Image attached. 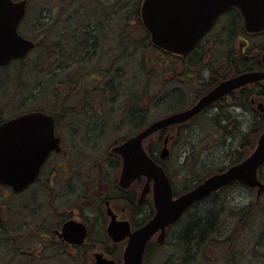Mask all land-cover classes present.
I'll list each match as a JSON object with an SVG mask.
<instances>
[{
	"label": "flooded vegetation",
	"instance_id": "af4514ba",
	"mask_svg": "<svg viewBox=\"0 0 264 264\" xmlns=\"http://www.w3.org/2000/svg\"><path fill=\"white\" fill-rule=\"evenodd\" d=\"M58 6L59 4H54L48 11L51 30L60 19L65 24L63 28H70L69 24L76 21V14L67 9L63 13V9H57ZM91 10L95 14L94 22H100L97 17L102 14L97 8ZM137 12L139 14V9ZM111 13L109 15L105 12L104 16L113 17L114 12ZM26 14L27 11L23 20ZM47 21L48 17L39 18L33 25L35 32L41 31L40 27L47 25ZM83 21L86 24L85 18ZM216 30L218 32L215 34ZM244 32L240 13L236 8H229L216 17L209 31L186 56H171L158 51L148 40V45L159 54L161 72L155 80L158 83L157 90L153 95L151 90L146 93L142 108L136 109L132 104L127 107V111L121 106L110 109L100 101L96 102L94 96L92 103L86 104L84 92L88 93V89L79 91L66 85L61 91L59 81L56 89L59 92L58 99H51L52 104L22 111L20 114L41 112L53 119L52 122L23 123L31 126L25 127L29 129L24 130L22 135L34 141L44 140L51 133L50 144L47 146V156L32 183L20 191L0 184V264H39L44 257L47 264H122V254L129 235L152 220L156 207L153 182L149 183L148 191L143 193L147 184L145 176L135 178L127 187L120 185L123 159L113 149L151 123L191 108L218 83L246 72H264V45L251 44L252 40H262L263 36L246 35ZM64 43L50 41L52 53L58 54L57 46ZM257 48L260 51L256 53L254 50ZM218 53H221V62L216 65L214 61ZM52 59L55 65L53 70H59L62 64H56L57 58ZM57 73H52V76H61ZM62 76L67 78V74ZM147 80L151 82L150 77ZM100 81L102 80H98V86L102 85ZM63 85L64 81L62 87ZM263 86L264 81L242 86L223 96L188 122L164 127L143 141V150L147 156L168 177L174 199L194 189L206 178L199 181L197 171L193 170V173L192 168H188L186 177L192 175L198 180V184H186L184 187L175 184L168 158L172 145H183L182 130L209 110L217 109L219 114L221 103L225 100L224 107L234 111V117L238 108L243 112L245 109L251 113L257 111L260 98L264 97ZM97 90L101 93L99 88ZM97 90L91 94H97ZM106 92L108 96H112L110 92ZM238 92L240 95H236ZM170 98H175L174 102L178 103L176 107L173 106L175 103H167ZM187 102L188 105L185 106ZM156 106L159 113L152 118L151 109ZM5 121H0V124ZM49 126L51 131L47 129ZM164 148L168 155L162 158ZM186 163L187 158L183 165ZM177 179L187 180L185 177ZM215 195L212 193L195 202L180 219L168 226L162 245L156 241L159 232L155 233L146 245L143 264L150 249L162 247L171 234H180L187 224H182V221L189 218L187 215ZM40 211L41 214L44 212L43 216H40Z\"/></svg>",
	"mask_w": 264,
	"mask_h": 264
},
{
	"label": "water",
	"instance_id": "95a60500",
	"mask_svg": "<svg viewBox=\"0 0 264 264\" xmlns=\"http://www.w3.org/2000/svg\"><path fill=\"white\" fill-rule=\"evenodd\" d=\"M236 7L249 33L264 32V0H143L140 9L142 23L156 47L176 55H185L196 45L200 37L211 27L213 20L224 10ZM26 0H0V66L24 58L34 48V42L18 33V25L25 14ZM264 80V73L248 72L221 82L202 96L191 108L158 120L146 129L113 149L123 159L120 185L127 187L135 178L145 176L146 188L152 183L156 214L144 227L129 235L123 252V264H142L145 247L158 231L157 243H162L165 229L174 223L196 201L232 184L240 183L257 188L259 195L264 184L258 178V170L264 165V130L257 138L253 151L240 163L226 171L207 178L195 189L177 199L172 198L168 177L144 152L142 143L154 132L164 127L186 123L198 113L231 91L244 85ZM264 112L262 104L258 105ZM50 121L41 112L18 116L0 125V184L10 185L20 191L36 177L50 144L51 133L44 140L28 139L22 135L26 122ZM47 129L51 131L49 126ZM168 155L166 148L161 157ZM108 231L111 233L110 228Z\"/></svg>",
	"mask_w": 264,
	"mask_h": 264
},
{
	"label": "trees",
	"instance_id": "16d2710c",
	"mask_svg": "<svg viewBox=\"0 0 264 264\" xmlns=\"http://www.w3.org/2000/svg\"><path fill=\"white\" fill-rule=\"evenodd\" d=\"M59 1L61 3L72 2L80 9L79 13H76L74 9L76 21L70 23V28L67 29L63 27H54V29L51 30L50 23L40 27L41 31L38 33L35 32V35L32 37L33 40H36L34 50L25 58L11 62L6 67H0V92H2L0 94V116L12 110V108L16 110L18 106H20V110L21 107L25 105V101H30V99H39L37 105H30L32 107L41 105L48 106L52 104L51 99H58L59 92L56 89L59 86V81L61 91L66 85H68L69 88L78 89L79 91L88 89V93L84 92L85 98L87 99L86 104H91L93 99L96 98V102L100 101L103 106L106 105L105 107H109L110 109L113 108V106H121L124 111H127V107L132 104L135 105L136 109L142 108L146 93L150 91V86L154 87V89L155 87L158 88V86H155V80L158 79L157 74L161 71V60L155 49L148 45V35L140 26L137 12L139 0H118L117 7L119 11H121L123 18L121 23L119 21L118 30L112 33L111 38L107 37L106 29L110 28L114 16H103L104 13L102 12L104 11H102V15L97 17V20L100 22L93 21L91 23L87 21L86 24H84L85 21L82 22L84 13L82 7H80L81 0ZM75 1H77V3H75ZM129 1H134L135 4ZM108 7L110 8L105 11L114 9L112 5ZM132 8L133 10H130ZM61 9L65 8L61 7ZM108 13H111V11ZM128 19L130 20L128 21ZM131 19L134 23H130ZM54 40L65 42L62 46H57L56 49L59 53L56 55L52 53L53 49L50 45V41ZM106 41H109L110 45L108 51L103 53L102 45L105 44ZM32 54L35 56L34 59L31 58ZM153 54L155 65H152L151 60ZM52 58L58 59L56 64L59 62L60 66L62 64L59 70H53L54 66L51 69L53 72L50 70V65H53ZM127 58L133 61L134 64V66L132 65L134 69L133 76L130 78H124L123 74H119L120 68H116L120 61L127 60ZM45 67L48 68V72L44 75L45 77L35 78L32 82L34 88L30 89V87H28L30 85V75L36 73V75L38 74L37 76H43L42 71ZM54 72H58L57 74L61 76L55 75L53 77L52 73ZM63 74H67V78H63ZM148 77L151 79V84H149L147 80ZM98 80H102L100 81L102 85H97ZM63 81L64 85L62 87ZM97 88L101 90V93H99ZM91 90L92 92H90ZM94 90H97V94H91ZM106 91L110 92L112 96H108ZM154 91L155 90H151L152 95ZM89 97H91V101L88 102ZM173 99L170 98V100H167V103L171 105L174 104L175 98ZM153 103L154 101H152L151 104ZM74 104H77V102H74ZM93 104L95 103L93 102ZM177 104L178 103H175L173 106L176 107ZM177 107L179 108V106ZM153 109H157V106L151 110ZM134 117H137V114H134ZM112 120L114 119L112 118ZM263 128L264 119L259 130L261 131ZM242 159H244V157L237 158L231 165L240 162ZM205 173L206 171L198 170L196 177L199 181L203 179ZM231 186L223 189V191ZM243 211L245 210H232L235 217H239L235 219L240 220L241 224L245 223L243 221L245 218H242L244 216L241 217ZM247 213L248 215L245 216L246 218L253 216V214H251V208H249ZM218 225L220 224L217 223L215 211L206 206L197 216L192 217L191 220L183 226L180 234H176L174 240L177 243L179 256L177 255L174 261L167 264H194L197 261V254L194 255V253H199V249H201L202 246H208L218 241L225 247L226 252L229 248L228 252H230L232 257L229 262V260L227 261L225 256H223L222 264H240L235 258L240 252L237 249L238 247L235 246V240L233 239L237 235V224H234L231 233L223 240H219V237L225 235L224 232L222 233V230L225 231V229L220 230ZM224 227L226 228V226ZM216 234L218 236L213 238ZM253 241L255 242L256 240L253 239ZM253 248H259L264 252V244L259 243L258 240L254 243ZM240 257L241 255L239 256V260Z\"/></svg>",
	"mask_w": 264,
	"mask_h": 264
},
{
	"label": "rangeland",
	"instance_id": "374dc122",
	"mask_svg": "<svg viewBox=\"0 0 264 264\" xmlns=\"http://www.w3.org/2000/svg\"><path fill=\"white\" fill-rule=\"evenodd\" d=\"M129 2L134 3V1ZM140 2L141 0H139L137 7H139ZM75 3H77V1H75ZM54 4H59L57 9H61V7H63L68 11H74L75 9L76 13L80 12V9H78V7L72 2L61 3L59 0H28L27 14L25 20H23V23H21L19 28L20 33L27 38H31L35 35L33 25L36 24V21L39 18L46 19L48 17L49 21L47 22L50 23V12L48 11L53 8ZM109 5H112L114 8L113 10H110L114 12V19L110 24V28L106 29L107 37L111 38L112 33L118 30L119 21L121 23L123 18L121 11H119L117 7L118 0L80 1V7L83 9L84 18L88 22H90L89 20H95V14L94 11L91 10L92 8L98 9L99 7V13L102 11L105 13L110 12L105 11L110 8L108 7ZM130 10H133V8ZM111 14L112 13H109V15ZM129 20L130 19H128V21ZM132 22L134 23V21L131 19L130 23ZM64 25L65 24L62 23V19H60V23L55 24V27H63ZM217 32L218 31L216 30L214 33L216 34ZM258 39L256 38L252 40L251 44L257 46L261 44L264 45L262 40ZM237 44L238 42H236L235 45ZM109 45V41H106L105 44L102 45L103 53L108 51ZM254 51L257 53L260 50L257 48ZM220 54L218 53L215 57L214 63L216 65L221 62ZM153 56L154 54L151 58L152 65H155V59ZM31 58H35L34 54H32ZM132 65L134 66L133 61H130V59L127 58V60L120 61L118 63V67L116 66V68H120L119 74H123L124 78H130L133 76L134 71ZM54 66L55 65H50V70ZM47 72L48 68L45 67V69L42 71L43 76H37L38 74L36 75V73L31 74L29 80L30 85L28 87L33 89L34 87L32 82L34 79H37L38 77H45L44 75ZM149 84H151V82ZM172 84L175 83L172 82ZM157 85L158 83H155V86ZM156 89V87L154 89V87L151 86L149 88V90ZM1 93L2 92H0V94ZM236 95H240L239 92ZM226 101L227 100H225L224 103H221L222 108H219L221 111L219 114L217 109L209 110L206 114L199 116L187 124L186 128L182 130L181 134L183 145L178 144L171 146L168 164L169 166H172L171 174L177 186L184 187L186 184L188 186L198 184V180L193 178L192 175L191 177H189V175L186 177L185 174L188 168H192V172L193 170L197 172L198 170L204 172L206 171V173L203 175L204 178L208 175L218 173L226 169L232 164L234 160L239 157H244L254 149L255 141L258 134L260 133L259 129L262 125L264 114H259L257 111L251 113L248 109H245L243 112L242 109L238 108L235 111L237 115L234 117V111H232L230 108L224 107ZM259 102L264 104V97H261ZM37 103H39V99H30V101L26 100L25 105L21 107L20 110V106H18L16 110L12 108V110L1 115L0 121L9 119L10 117L17 115L19 112L24 110H32L34 107L30 105H37ZM186 105H188V102L185 103V106ZM158 111L159 110L157 109L151 110V117L153 118L157 116L159 113ZM125 132L126 130L123 133ZM185 158H187V163L186 165H183ZM177 177H185L187 180L186 182L182 180L179 181ZM259 178L264 183V167L259 172ZM206 206L215 211L217 223L220 224L218 225L219 229H225V231L222 230V233L224 232L225 235H221L219 240L227 238V235L231 233L234 224H237V235L233 238L235 240L234 244L236 247H238L237 249L240 252V254L235 256L237 261H239L240 264H264V252H262L259 248H253V245L257 240L259 243L264 244V190L258 195L256 189H249L239 184L233 185L224 191H220L213 198H209L198 205L195 210L191 211L187 215L189 218L182 221V224L188 223L192 217L197 216ZM249 208H251V214H253V216L246 218L245 216L248 215L247 211ZM235 209L245 210L241 214V217L244 216L242 218H245L243 219L245 222L244 224H241L240 220L235 219L239 218L235 217L232 212V210ZM43 215L44 212L42 211L40 216ZM224 226H226V228ZM217 236L218 235L216 234V236L213 238ZM174 237H176V234H171V236H169L168 240L166 241V244H164L162 247H153V249H150V254L146 257L145 264H167L171 261H174L175 257H177V255L179 256V250H177V243L174 240ZM253 239L256 241L254 242ZM228 251L226 252L225 247L221 245L219 241L217 243L213 242V244L208 246H202V248L199 249V253H194V255L197 254V261L194 264H222L223 256H225L227 261L229 260L230 262V258L232 257ZM240 255L241 257L239 260ZM40 258L42 257L40 256ZM39 264H47L46 257L42 258Z\"/></svg>",
	"mask_w": 264,
	"mask_h": 264
}]
</instances>
